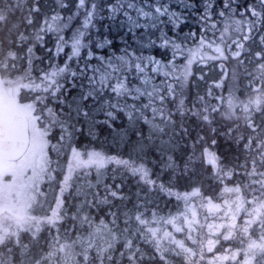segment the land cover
Listing matches in <instances>:
<instances>
[{
  "label": "trees",
  "instance_id": "obj_1",
  "mask_svg": "<svg viewBox=\"0 0 264 264\" xmlns=\"http://www.w3.org/2000/svg\"><path fill=\"white\" fill-rule=\"evenodd\" d=\"M116 4L0 0V77L18 101H26L25 89L38 94L43 126L55 117L47 133L50 169L61 180L72 150L83 160H103L72 168L51 218L59 186L47 185L45 193L54 192L45 201L47 221L29 237L43 239L40 249L45 241L72 244L73 264H264V130L250 129L264 127V86L254 84V70L264 66L258 0H135L123 4L127 10ZM155 12L156 19H148ZM231 14L243 18L246 31L237 57L228 59L232 68L225 60L203 64L180 104L181 95L166 91L156 72L170 62L164 40L186 37V31L207 39L210 33L201 30L214 31ZM79 29L82 45L76 49L72 36ZM227 70L234 80L224 88ZM259 73L264 77V68ZM42 75L48 79L40 86L25 84ZM227 90L248 105L234 119L221 110ZM229 188L238 191L241 211L222 220L220 233L209 234L212 216L196 207L194 237L170 230L172 246L163 250L157 221L179 216L197 195L221 201ZM10 245H0V263H7L3 254L32 262L27 251L17 253L20 246L10 253Z\"/></svg>",
  "mask_w": 264,
  "mask_h": 264
},
{
  "label": "rangeland",
  "instance_id": "obj_2",
  "mask_svg": "<svg viewBox=\"0 0 264 264\" xmlns=\"http://www.w3.org/2000/svg\"><path fill=\"white\" fill-rule=\"evenodd\" d=\"M118 4H125V5H134L135 0H114ZM173 1V0H172ZM116 4V5H117ZM143 6L147 4V1L142 2ZM121 7V6H119ZM124 10H127L129 7H125L123 5ZM252 6L248 4V9H251ZM169 9V8H168ZM145 13L143 12H137V15L139 17H142ZM127 15V13H125ZM124 15V16H125ZM130 15V14H129ZM157 13H148V19H156ZM253 13H250L249 17ZM258 15V14H257ZM228 14L224 15V18H226ZM229 19H224L222 22H218L214 25V31H211L210 28L206 27L205 29L201 30L203 34L210 33L208 35V38L206 39L203 35L199 34L200 37L197 39H193L192 36L189 34L188 31L185 32V36L183 35L179 36V38H166L164 40V43L169 49L168 57L170 62L166 63L165 66H158L157 67V74L159 75V79L162 83H164V86H166V91L170 92H177L178 95H181L179 98V103L182 104L184 99V96L186 93L184 92L187 89V85L191 83L193 80V75L195 73H199V77L202 76V72L200 71V68L203 64L208 63L210 60L212 61H220L225 60L228 63L225 64L228 68L231 67V62L228 59H232L233 54L237 57L238 51L240 52V47L242 45L243 38L245 37V26L243 24V18L240 19V21H237L235 17L231 14ZM222 19V18H221ZM247 22H250L248 19H246ZM256 28V27H254ZM252 29V31L254 30ZM212 34V35H211ZM257 35H255V39L257 40ZM261 35V33H260ZM80 36V29L75 31L73 33V40L72 44L73 46L77 47L82 45V41L79 39ZM219 42L220 46L217 44ZM230 44V46H229ZM258 48L260 47V44L258 43ZM229 46V48H228ZM222 47V48H221ZM226 48V49H225ZM77 52H73V55H76ZM257 58H260L259 55H257ZM262 59V57H261ZM259 66V65H257ZM224 67V66H222ZM264 68L260 66V69ZM206 69V68H205ZM243 69V68H242ZM241 69V70H242ZM254 69V68H253ZM259 69V70H260ZM259 70L256 71L254 75V79L256 80L254 84L257 87H263L264 86V77L259 73ZM103 73V72H101ZM234 74V71L227 70L226 74L222 76L224 82V88H226L227 85H230L233 83L234 78L232 77ZM100 75V71L96 73V76ZM98 78V77H97ZM101 78V77H100ZM36 79V80H35ZM43 79H48L47 75H42L35 78H26L27 85H33L37 84L40 86ZM102 79V78H101ZM110 79V75L107 77V81ZM237 79V78H236ZM12 81V79H9V81ZM27 81H29L27 83ZM227 83V85H226ZM245 85H250L249 83ZM157 89V88H156ZM214 90V89H212ZM231 90V89H230ZM227 90V98L225 99L224 103L222 104L221 110L222 114H226V116L230 117L231 119H234V115L236 114H244L248 110V105H246V102L243 101L239 95H232L231 91ZM25 92L27 93V98H25L28 105H33V111L37 114V120L34 122H31L30 130H31V148L28 156H26L22 161L17 163H0V208H6L9 210H12L13 215L14 211L19 212L17 207L22 206V213L23 214H33L35 210L36 205L39 204V202H42L41 207H45L48 197L52 199L54 192H48L45 193V190L48 188V184L53 185L52 181H56V184L58 183L57 178H48L45 176V168L48 163V158L46 154H48V140H47V133H49L54 127L56 123L55 117L51 118L50 121H48V125L43 126V113L40 116L38 114V104H39V98L38 94H34L33 90L31 89H25ZM4 94H9L11 96V99L13 97V92L6 90L4 91ZM40 109V108H39ZM50 122V124H49ZM252 122V121H251ZM252 123H250L251 125ZM263 124L259 126L258 129H255V127H251L252 132H257V130H264V127L262 128ZM244 128V127H243ZM245 130H248L246 127ZM235 133L238 131L234 129ZM245 132V131H243ZM35 156L39 157V162L36 165L34 163ZM47 159V160H46ZM52 159V158H51ZM53 160V159H52ZM67 160L64 162L63 166V175L65 173V169L67 166ZM208 160L209 157H208ZM46 162V164H45ZM40 163V164H39ZM96 166L101 165V160L97 161L95 159ZM26 169H31V178H33L32 181H29L28 183L25 182V178H23L22 175L25 174ZM138 172V170H135ZM36 174V175H35ZM48 174V173H47ZM49 176V175H48ZM40 178L43 179V181H39ZM55 179V180H54ZM37 180L38 182H44L46 183L44 187V194L43 198L40 197L39 192L40 190L36 187L33 188V183ZM30 186H32L30 188ZM36 186H40L38 183ZM51 189V186L48 188ZM194 194H196L197 191H193ZM193 194V193H191ZM221 201H212L210 198L195 196V199L190 200L193 205L191 207L185 206L184 209L181 211V214L178 216H171L167 217L164 220L157 221L155 225H158L160 227H163L162 230V240L165 241V244L168 242L172 243L171 235L172 233L170 230H173L174 234L181 233H189V231H192L190 233V236L194 237V224L197 217V211L198 209L196 207H201L206 214H210L212 216V225L209 227V234L217 235L222 231L223 223L222 220H226V218H230L229 220H232L235 216H238L241 211V204L240 201L242 200L239 196V193L237 190L229 188L224 189L221 194ZM220 199V198H219ZM204 201V203H203ZM244 201V200H243ZM10 204L14 206H9ZM200 209V210H201ZM21 211V210H20ZM181 219V221L179 220ZM199 219V214H198ZM154 219L152 220L151 224L153 223ZM16 223L7 221L6 223L0 224V245L10 243L11 249L9 250L10 253H12V249L14 250L21 247L22 250H18L17 253H19L21 256H24L23 251H27V254L25 257L29 258L33 264H73L76 263V260H74L76 253L72 247V244H66L63 243L59 245V243H56L55 241H48L44 242L48 246H44L43 249H40V246L43 242L42 238H39L37 241L36 239L33 240L29 237V232L32 234L38 233V229L35 224L32 223ZM158 223V224H157ZM179 223H181L179 225ZM233 224L234 221L232 222ZM167 224H171L168 228H166ZM178 224V225H177ZM159 227V228H160ZM24 234V235H22ZM22 235V236H21ZM175 237V235H174ZM182 241V240H181ZM200 243H203V239L200 241ZM32 245V248H31ZM171 247V244H167L165 247L166 249H163L168 252L169 247ZM202 248V247H201ZM171 251L173 250L170 249ZM200 256V255H199ZM23 259V258H22ZM6 261L7 263H0V264H26L22 260H13V256L10 257L9 254L6 256V254L2 255V261ZM24 260V259H23ZM30 263V264H31Z\"/></svg>",
  "mask_w": 264,
  "mask_h": 264
},
{
  "label": "flooded vegetation",
  "instance_id": "obj_3",
  "mask_svg": "<svg viewBox=\"0 0 264 264\" xmlns=\"http://www.w3.org/2000/svg\"><path fill=\"white\" fill-rule=\"evenodd\" d=\"M259 4L262 8V12H264V6L260 3V1H259ZM260 33H261L260 40L264 43V23H263V26H261ZM3 98L5 101V104L8 107H10L13 111H15L17 113H20V114L26 116L29 119L28 123H29V128H30L31 122L35 121L36 117L33 115V111H31L29 109L28 103L18 101L17 99H15V97H12V99H11V96L9 94H4ZM30 148H31V143L29 144L28 151H30ZM28 154H29V152L27 154H25L21 159L23 160L24 157L28 156ZM75 156H76V153L74 150H72L71 154L67 160V166L65 169V174H64V176H62L61 180H59L57 183V185L59 186L58 191H57L58 192V195H57L58 200H57V204H55L53 206V208H52L53 210H51V212L49 214L50 218H51V216H54L55 211L58 210L60 208V206L62 205L61 194L65 193L67 188H68L67 186H68L71 174H72L71 170L74 167V163H77L79 165L82 164V159L81 158L77 159ZM38 158H39L38 156L37 157L35 156L34 163H36V165L39 162ZM45 164H46V162H45ZM47 165H48V167H46V170L44 171L45 175H47V176L49 175L50 178H56L57 175H56L55 171L50 169L49 163ZM22 176H23V178H25L26 183L33 180V178H31V169H26L25 174ZM39 181H43V179L40 178ZM38 183L40 184V186H36ZM44 184H45L44 182H38L37 180H35V182L32 185L33 188L36 187L40 190L39 195L41 198H43V194H44V190H45ZM32 186H30V188ZM46 190H48V188ZM11 205L12 204H10L9 206H11ZM41 205H42V202H39V204L36 205L35 210L32 211L34 213L33 214H27V215L22 213V206L17 207L19 212L14 211V214H16L17 216L13 215L12 210H9L6 208H4V209L0 208V224L6 223L7 221L16 222V223L27 222V223H32L35 225H41L42 223H46V222H43V221H47V219H45V216L43 214L44 208H43V206L41 207ZM12 206H14V205H12Z\"/></svg>",
  "mask_w": 264,
  "mask_h": 264
},
{
  "label": "water",
  "instance_id": "obj_4",
  "mask_svg": "<svg viewBox=\"0 0 264 264\" xmlns=\"http://www.w3.org/2000/svg\"><path fill=\"white\" fill-rule=\"evenodd\" d=\"M259 1L264 6V0ZM28 145L27 119L4 104L0 85V161L20 159Z\"/></svg>",
  "mask_w": 264,
  "mask_h": 264
}]
</instances>
